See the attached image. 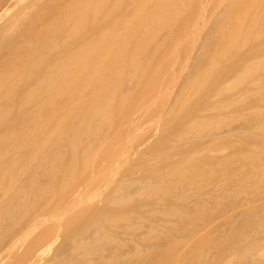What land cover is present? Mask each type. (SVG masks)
<instances>
[{
    "label": "bare ground",
    "instance_id": "obj_1",
    "mask_svg": "<svg viewBox=\"0 0 264 264\" xmlns=\"http://www.w3.org/2000/svg\"><path fill=\"white\" fill-rule=\"evenodd\" d=\"M21 1H24V3H20ZM107 1L109 0H10V3L9 0H0V264H110V262L114 264V262L116 263L118 260V264H120V262L123 264V261L124 264H129L130 262L134 264L138 262L139 264L141 262V257L143 258L141 259V263L147 261L145 264H178L183 259L181 258L178 262V255H180V257H191L194 255L193 252L195 251L192 252L193 255H189L191 254L190 252L188 255L187 253H180L182 248L179 246V241L181 239V241H183L182 237H184V235L185 237L188 235L187 239H191L190 241L196 239L189 237V232L194 230L186 227L192 226V221L195 222L199 220L195 218L192 219V221L190 220L194 214L195 217L197 216V208L194 206L197 204H193L196 208L194 210L195 213L193 212L194 214L188 211V214L185 212L184 216L183 211L186 210L178 208L176 204H174L175 206H168L170 202L174 203L170 199L169 202L168 198L172 199L176 197L177 194L175 192L177 190L173 191L176 189L174 185L178 186L182 177L185 178L184 175L182 176L183 170L181 169V172L178 170L180 168L179 163L185 158V156H182V153L186 151L181 152L180 148L177 146L180 152H178V154L176 153V151H178L176 146H174L176 149L172 147L176 145V138H172V136L175 137L172 133L175 132L174 129L176 130L178 122L185 119L182 113L183 110L181 109L182 105L180 106V100L182 99L180 95H184L183 93L186 85H188L190 79L202 64L201 58H203V54L210 49L219 33L218 36H222L221 33L225 32L227 28L230 29V31L231 29H234V31L236 30L233 35H239L240 33H237L238 31H241L243 35H248L251 32L254 34L256 31L260 32L262 28V25L260 28V24H262L260 21L264 13L260 14L259 12H263L264 8L262 5L264 1L259 0L262 1V3L260 2L257 4L256 1L258 2V0L255 2H253L254 0H250L251 2L247 0V3L244 0H238V2L237 0H181L182 2L184 1V6L181 5L182 8L185 10L188 8L187 11H183L180 5H176V0H163L165 1L163 4H160L162 0H160V3L158 0H156L157 2L154 0L143 2L144 0H141L144 4L141 3V1H139L140 3L136 2L138 0H119L118 4L116 2V5L111 4L110 6L108 5L110 1L108 4ZM114 1L116 0H113V2ZM239 1L241 2L240 4H248L249 1L250 7L246 6V11L250 12H246L245 15V11L238 12L239 9L243 7L239 4ZM178 2H180V0H178ZM7 3H9V5H5ZM138 3L142 5L137 6L139 5ZM10 4H15L18 7L14 5L13 8L16 9L13 10ZM149 5L151 8L155 9L156 13H154V10L152 12ZM258 5H260L262 9ZM6 6L8 8H6ZM251 7L255 8V10ZM247 8L251 9L247 10ZM257 8L258 14L260 15L255 18H258L260 21L258 22L259 26L256 25V30L254 24H257V20L255 18L256 21L253 19V15L257 13ZM10 9H12V11ZM168 9L170 11L167 15ZM110 10H112V12H110ZM146 10H150L152 13ZM180 10L186 14L183 12L179 13ZM241 10H243V8ZM123 11L127 12L123 13ZM128 11L130 13H128ZM251 11H253V20L248 19L249 16L251 19ZM174 12L175 14L173 15L172 13ZM254 12L256 13L254 14ZM125 13L128 14L129 18H125L127 16ZM157 13L160 16L158 18L160 20L159 22L156 21L158 20ZM170 13L171 15L169 17ZM205 13H208V15ZM235 13L236 15L238 13L243 14V16H241L242 14L237 15V18L240 16L238 18L240 20L235 18L236 15L233 17ZM109 14L111 16H109ZM130 14L133 15L132 19H130ZM172 15L173 19L171 18ZM175 15L181 16L177 18L176 20H179L174 23V19L176 18ZM107 16L109 21L111 19L110 22L107 21ZM202 16L207 17L206 20L209 17L208 20L211 22L210 24L208 23V30L205 31V33L204 30H206V26L204 27V25H206V21L202 22V30L204 28L202 33L204 34L201 38L199 37L202 40H197V44H200L199 47L197 49L193 48L196 44L192 47L193 50L197 52H193L195 55L192 54V58L190 56L188 57L192 63L190 62V67H186L182 82L178 84L176 89L172 88L170 91L167 88L165 89L168 79L167 76L171 75V71L169 74L168 67H160V71H158V69L156 71V74L159 72V75H153L154 77L158 76L156 77L157 79L154 78L155 82L151 81L153 85H149V82L145 84L142 74L147 68L146 63L148 60L150 61V59L146 60L145 57L149 53V49H151V53H149L151 55H147V58L149 56V58L153 59V57L156 56V60L155 57L153 59L155 60L154 62L160 63L157 59H162L160 58L162 55L159 57L156 54L159 52L161 54L162 51H166L167 49L168 51H175L174 57L177 60L180 59L177 56L181 57V54L185 52V38L187 36L191 37V35L194 36L195 31L193 30L199 26L196 23H198L199 19L200 21L205 20ZM113 17H115L117 22L112 20ZM133 17L136 20H133ZM202 18L204 20H202ZM233 18H235L237 22ZM241 18H243L242 22L245 23L241 22L242 24H237L238 21H241ZM52 19L54 20L51 21ZM125 19H128L129 23L124 21ZM95 20H97L98 24L101 23L103 28L99 29L101 24L99 26ZM105 20L107 22L103 23ZM145 20L147 21L145 22ZM248 20L249 23H252V21L255 22L252 23L253 25H249ZM94 21L97 26H93L95 29H91L92 22ZM118 21L119 24H116ZM122 21H124V24ZM141 21L145 23V25H143V23L140 25L139 22ZM246 21L248 24L247 26H252V28L249 27L251 30H247L251 31L249 33L245 32L248 28L245 26ZM111 22V26L115 23L113 26L116 27H114V30L113 26L111 27L113 32L116 33L119 31V33L113 34L110 28L108 29ZM107 23L109 26L105 27ZM120 23L125 26V30ZM134 23L138 25L135 26ZM243 24L246 29L242 26ZM117 25H120L119 30L117 29ZM236 25L243 27V29L241 27L236 28ZM120 27H122L123 30L121 32ZM138 27L144 31V35H141L142 31ZM97 28L99 32H97ZM142 28H146V30ZM254 28L256 31H252ZM127 29H132V31L130 30L129 33ZM137 32L142 37H140ZM162 33H164L163 36L160 35ZM226 33L229 32H225V34ZM238 35H236V37H238ZM122 36H125L123 37L124 39ZM159 37H162L163 40H161L163 42L164 39H167V42L165 41L163 44ZM138 38L140 42L137 43ZM147 38H149V41H146ZM141 41H146L144 43L142 42L146 45H142ZM159 41L160 44H158ZM199 41L201 42L198 43ZM233 41L235 42V40ZM233 41H231V43ZM148 43L151 45L149 46ZM154 45H157V47ZM141 46L143 47L142 49ZM152 48H155L153 52ZM144 50L147 53L146 55L145 53L143 54ZM177 50L180 51L177 52ZM129 51H131V53L138 52L132 56L133 53L130 54ZM127 52L128 55L130 54L131 56L127 55V57L125 55ZM176 52L181 54L179 55ZM138 54L141 57H139ZM137 57L141 59L136 61ZM145 60L146 63L143 64ZM153 60L148 62V66L153 65ZM187 62L188 60L185 62V66ZM140 67L142 69H140ZM110 68H112L111 72H109ZM123 68L126 70V73H128V71L131 73L126 75ZM128 69L132 70L130 71ZM166 74L167 76H165ZM114 78H119V80H115ZM126 79H128L129 82L127 81L128 83L125 82L127 85H125V83L123 85V81ZM130 83L131 87L129 86ZM164 89L167 96L164 95L163 99L160 97L163 96L160 95V93L162 90L161 94H164ZM156 98L161 101L163 100L162 103H160L161 101L159 100H155ZM150 99L155 100L153 102L157 101L158 105H155L157 103H152L154 107L150 105L151 103H148ZM177 99H180L179 102ZM164 100H166L165 103H163ZM177 108L182 110V115H180V112L177 113L180 111ZM171 111L173 113H171ZM169 112L171 115H167ZM174 114L178 115L175 119L173 117ZM154 115L155 119L161 117L162 120V116H164V119L166 118L163 120L164 122L168 121L167 119L171 116L173 120H178V122H176L177 124L172 122V124H174L173 126L168 124L171 128L176 127L173 128L172 133H169L170 135L167 136L166 139H168V141L163 138V133L165 135V133H167L165 129H168L170 126L167 125V127H162L163 130L159 127L162 124L166 125L167 122L160 123L159 125V118V121L156 120V124L159 125L160 131H163V133L160 134L159 128L155 130L157 126H153L155 127L153 129L151 126H149L150 128L147 127L151 120L155 121ZM156 115L158 117H156ZM180 116L181 120L179 119ZM177 117L179 118L177 119ZM170 119L168 121L169 123H171ZM186 119H188V117ZM154 121L151 123H155ZM182 121L180 122L181 125L184 123V121ZM171 128L168 129V132ZM145 130H148L147 134ZM153 130L159 132L157 133ZM229 131L230 130H221L218 128L216 130H209L199 137V141L214 142ZM151 132H155V134L153 135ZM170 138H172L173 141ZM168 142L171 145L168 144ZM165 145H170L167 147L170 148V151ZM164 148L167 149V152H174H171L173 155L169 156L170 153H165ZM159 152L168 155V158H165L162 153L161 155L164 157L159 156L157 158ZM175 153L177 155L181 154L179 158ZM173 156L175 159L177 157V164ZM158 159H161L160 162ZM156 163L160 164L157 165ZM174 164L175 166H173ZM176 165L179 166L177 167L178 170H176L177 174L175 173V176L177 178L181 176L178 179L172 175L173 172L171 173V171H168L170 167L169 170H172L173 167L176 169ZM177 171L181 175H178ZM166 173H168L167 176ZM170 174L172 175L171 177L169 176ZM134 177L137 178V180ZM173 178L177 179V181ZM151 179L159 180V187L158 184L154 187V182L155 184L157 182L154 180V182H152ZM168 180H173L172 182H175H170L171 185H169L167 184L169 183ZM150 181L153 184H151ZM165 181H167V183H165ZM147 184H149L148 186L150 187H148V191H146ZM150 184L157 191L153 190ZM129 188H136V190L141 189L140 192L144 188V194H139L138 191V196H136L138 198L133 197V195H137V191H135V194L133 193V189V195H131V189ZM178 188L179 187H177V189ZM171 189L172 191H170ZM91 190H93L94 193H98L94 194ZM165 191H168L170 196ZM126 192L130 194L127 195ZM149 192L153 194L156 193V196L157 193L159 195L164 193L162 196H167L165 198L161 196V198L158 197L159 200L156 198L157 201L156 199L152 201L150 198L155 196L152 194V197L150 195L149 198ZM145 193H147L148 196H146ZM88 194L99 196L97 200H94L91 199V197L89 198ZM125 194L129 199L133 198L130 199V201H126L125 199L128 198H123V196H126ZM139 195L140 197L144 195L143 199H140ZM94 198L96 199V197ZM146 198L152 201L153 205L156 204V206H158H153L152 208V204L148 203L150 201ZM162 198L163 200H168V202L164 200L167 209L162 207L165 209V212H169H166L169 215H167V217L163 214L165 212H162L164 211L162 208L159 209L162 215H160V211L156 210L162 205V203H159L163 201L161 200ZM91 200H93V202ZM133 200H136L138 203L136 204L135 202L134 206L138 205V209L146 212L145 214L149 217L150 215H158V217H154L157 220L154 219L153 222V216H151L150 219L147 217L148 220L144 219L146 215L143 212L144 215H141L140 211L136 210L137 206L133 208ZM123 201L126 202L124 205L130 202L128 203L129 207H122ZM140 202L144 206L141 205L143 209L140 207ZM145 203L147 205H145ZM131 206L132 208H130ZM148 206L151 208L149 209ZM127 207L130 211L133 209V212L136 208L134 213L136 215L139 214L137 216L132 215V218L137 217L138 219L136 218L137 220H134L138 222L132 221L133 219L130 216L131 212ZM123 208H125V210L127 208L126 211L130 212V214L127 212L128 217L130 216L129 219H127L126 211ZM170 209H172V211H170ZM120 210H124V214ZM147 210H151V212L154 211V213L150 214ZM178 211L179 214L177 213ZM199 211L200 210L197 212L198 218L200 215ZM46 214H48V218H45L47 217ZM175 214L184 218L186 217L185 215H187V218L189 216L188 219H183L190 220L188 223L191 224L186 226L188 225L187 221L185 222L182 220V217ZM177 217L184 223L179 222L180 219L178 218L179 220H177ZM158 218H164L162 220L163 222H155L159 220ZM169 218L171 220H169ZM173 219L174 221H172ZM142 220L145 221L144 224ZM200 220L202 221V218ZM139 222L142 223L143 232L145 234L146 232L154 234L157 227L158 229L160 228L159 231L163 229L161 231L162 233L158 230L156 231L161 235L156 233L154 236H163L164 239L161 240L157 238L156 240L152 235L149 236L143 233L144 236ZM169 222L174 223L173 225L171 223L169 225ZM194 222L193 224L196 225ZM135 223H139L138 225L141 228V232H139L140 228L136 227ZM145 223H147V227H149L148 224H150L151 229L144 228ZM151 223L155 224V226L153 224L151 225ZM132 224H134V226ZM156 224H162L163 227L161 225V227H156ZM181 224L183 226L185 225V227L183 228ZM152 226H154V229ZM165 226L168 231H166ZM169 226H171V230L168 229ZM122 228L129 233L130 237H133H129L128 239L129 241L131 240V244L134 242V245L132 244L133 246L138 242L135 246V252H132V245L127 249V244L125 245V243H127L128 240H124L125 242L122 241V238L127 239L128 237L124 235L128 233L119 235L120 231H124ZM134 228L135 230L133 231L135 233L131 231ZM116 229H118L119 232ZM185 229H189L190 231H184ZM169 230L172 234L169 233ZM174 231L178 236L176 234V237L174 236ZM178 231L182 233L180 232L179 235L177 233ZM113 232L116 233L114 234ZM137 232L142 234V236H134ZM116 235H124L125 237L122 236L120 239V237L117 238ZM191 235L195 237L196 234L192 232ZM143 236L146 237L147 240L143 238ZM177 237L179 238L178 240ZM138 238L141 239L142 242ZM144 239L145 241H152L151 239H155V243L160 241L159 244L161 245L158 243H154L155 245L150 244L152 247H147L149 249L143 252L140 243H143ZM161 241H165V244ZM122 242H124L125 246L121 244ZM117 244H121V247L126 250L130 248V253L125 249L123 250L124 252L122 251V254L125 253L124 255L126 258H123L125 260L121 259L125 256H123L120 251L119 256L121 258L113 254L118 252L120 248V245L118 247ZM108 246H113L111 248L115 249V252ZM178 246L180 248H178ZM107 248H109L108 252H110V250L112 251L110 254L105 253ZM122 248L119 250H122ZM198 249L196 252H200V249ZM45 251L51 254L49 253L50 255L46 257V254H44ZM126 252L129 255L131 253H133V255L136 253L133 257L138 256L137 258L139 259L133 258L132 254L127 256ZM196 252L195 256L198 255ZM129 257H131V260H129ZM144 258H148L150 262H148V259ZM111 259H116V261H111ZM132 259L133 261H137L133 262ZM126 260L127 263L125 262Z\"/></svg>",
    "mask_w": 264,
    "mask_h": 264
},
{
    "label": "rangeland",
    "instance_id": "obj_2",
    "mask_svg": "<svg viewBox=\"0 0 264 264\" xmlns=\"http://www.w3.org/2000/svg\"><path fill=\"white\" fill-rule=\"evenodd\" d=\"M12 1H14V0H12ZM109 1H107V4L109 2V4H108L109 6L111 4L116 5V2H117V4L119 2V0L114 1L115 3L113 2V0H109ZM139 1H141V0H138L136 2H139ZM142 1H141V3H143V2H145L147 0H144L143 2ZM154 1H156V0H154ZM184 1L182 2L180 0V2H178V0H176L175 4L178 5V6L179 5L181 6V5H183ZM244 1H246V3H247V0H244ZM249 1H248V4H245V3L240 4L241 2L239 1V4L243 6L242 7L243 10H241L242 8H240L238 12L245 11V13L243 12L244 15L246 14V12L247 13L250 12V11H246V6L250 7L249 4H250L251 1L250 2ZM255 1L256 0H254L253 2H255ZM262 1H264V0H262ZM262 1L258 0V2L256 1V3L257 4H259L260 2L262 3ZM9 2H10V0H9ZM22 2L24 3V1H21L20 3H22ZM136 2H134V3H136ZM158 2L160 3L161 1L158 0ZM164 2L165 1L162 0V3H160V4H163ZM237 2H238V0H237ZM178 3H182V4H178ZM2 4H4V3H2ZM244 4H245V8H244ZM5 5H9V3H7ZM14 5H11L12 6L11 8H13ZM140 5H142V4H139L137 6H140ZM151 5H152V1H151ZM158 5H156V6H158ZM16 6L17 5H15V7ZM173 6H175V5H173ZM258 6H260V5H258ZM19 7H20V5H19ZM153 7L155 8L154 5H153ZM262 7L264 8V2H263ZM6 8H8V7L6 6ZM150 8H151V6H150ZM181 8H182V6H181ZM251 8L253 10H255V8H253V7H251ZM251 8H247V10H249ZM258 8L256 9L257 13L254 12V14L256 13L255 14L256 16L253 15V11H251L252 12L251 13V19L249 18L250 17L249 16L248 17L249 20H253L255 17H257L261 13L262 14L264 13V9H263V12L260 11L259 12L260 14H258ZM260 8H261V6H260ZM2 9H3V7H2ZM14 9H16V8H13V10ZM148 9H149V7H148ZM151 9H152V12L154 10V13H156L155 9H153V8H151ZM187 9L186 10L183 9V11L184 10L187 11ZM10 10L12 11V9H10ZM126 10H128V9H126ZM156 10H159V9H156ZM146 11H148V10H146ZM169 11L170 10L168 9L167 15H168ZM183 11L180 10L179 13L183 12ZM110 12H112V10H110ZM124 12H127V11H123V13ZM148 12L152 13L150 10ZM175 12H176V10H175ZM175 12L172 13V14L174 15ZM128 13H130V12L128 11ZM179 13H177V14H179ZM183 13L186 14L185 12H183ZM110 14H109V16L112 15V14L111 15ZM126 14L127 13H125V15ZM205 14L208 15V13H205ZM239 14H242V13H238L237 15H239ZM130 15H131L130 19H132L133 15L132 14H130ZM170 15H171V13L169 14V17H170ZM173 15L171 16V18L173 17ZM235 15H236V13L234 14L233 17H235ZM237 15H236L235 18H237ZM247 15H249V14H247ZM154 16H155V14H154ZM157 16H158L157 17V19H158L160 16H159V14ZM175 16H176V18H175ZM175 16H174V18H175L174 19V23L179 20V19L178 20H176V19L179 18L181 15H179V16L175 15ZM241 16H243V14ZM127 17H128V14H127V16L125 18H127ZM252 17H253V19H252ZM91 18H92V16H91ZM107 18H108V16L106 17V19ZM181 18H180V20H181ZM203 18H202V20H204V21H200V19H199L200 22L198 21V23H196L199 26L196 27L195 30H193V31H195L194 32L195 33L194 36L191 35V37L187 36L185 38V42H184L185 52L183 54H181V53H177V52L180 51V50H177L176 53L179 54V55L181 54V57H182L181 58L180 56H177L178 58H180L178 60L174 57L175 56L174 55L175 51H170V50L168 51V49H167L166 51H162V53L164 52L163 54L162 53L160 54V52L156 54L159 57L162 55V57H160L162 59H159V60L157 59V61H160V63L159 62H154L157 57L154 56L155 60H153L154 57H153V59L149 58V56L151 55V54H149V53H151V49H149L148 44H149V46L151 44L150 43L147 44V47H148V49L150 51L148 50L149 53L147 54L145 52V50H144L143 54L145 53V55L146 54L149 55L148 58H147V55L145 56L146 60L147 59H150V61L153 60V62H152L153 65H151V63H150L151 66H148V62H150L149 60H148L147 63H146V60H145V62L143 61L144 62L143 64L146 63V66H147V68H146V70L144 72L145 74L143 73V71H142L143 74L141 73L143 75L142 78L144 79L145 84H147L149 82V85H151V84L153 85V83H151V81L155 82L154 78L158 77V76H156V77L153 76L154 74L157 75L159 73L158 72L156 74L157 69H158V71H160L159 70L160 67H168L169 68L168 72L170 74V71H171V75L170 76H167V74L165 75V76L168 77L165 89L167 88V89H169V91L172 90V88L176 89L178 84H180V82H182V78H183V76H184V74L186 72V67H190L189 66V65H191L190 62L192 63V61L189 60L188 57L190 56L192 58V54L195 55V53H193V52H197V51L193 50V48L197 49L199 47V45H200V44L199 45L197 44V40L200 39L201 36L205 33V31L208 30L207 26H209L211 21L208 20L209 17H208L207 20H206L207 17H203ZM235 18H233V19H235ZM238 18H237V20H240ZM243 18H241V21H238L237 24L241 23ZM114 19H115V17H113L112 20L117 22V20L116 19L114 20ZM53 20L54 19H52L51 21H53ZM133 20H136V19L134 18ZM133 20H131V21H133ZM141 20L144 21L143 19H141ZM237 20L235 19L236 22H237ZM249 20H248V23H249ZM256 20H257V24H254V26L256 27V30H257V26H259L258 22L260 20H258V18ZM95 21L97 22V20H95ZM95 21L92 22L93 24L90 22L92 24V25L90 24L92 26V28L90 27L91 29L94 28L93 26H95V27L97 26L98 22H97V24H95ZM107 21L110 22L111 19H110V21L107 19ZM107 21L105 20L103 23H105ZM124 21L128 22V19H125ZM124 21H122V23ZM142 21L139 22L140 25H142V23H143ZM146 21L147 20H145V22ZM156 21L159 22L160 20L158 19ZM126 22H125V24H126ZM135 22H137V21H135ZM202 22H205V24H206V25H204V27L206 26V28H205L206 30H204V28H203L204 33H202L203 32V30H202L203 23ZM254 22L252 21V23H254ZM260 22L262 23V24H260V28H261V25H262V28L260 30V28L258 27L260 32L259 31L257 32L255 30V28H254V30L252 29V31H256L254 34L251 31H247V30H251V29H249V27L252 28V26H247L248 25L247 21H246V25H245V26L248 27L247 29L245 28L244 24L242 25L244 27V29H246V31L245 30L244 31L248 32V33L251 32L252 36H251V33L248 34V35H243V33H241V31H238L237 33H240V34L239 35L236 34V35H238V37H236V35H233V34H235L236 30L234 31V29H231V31H230V29H228V28H227V30L225 29L226 30L225 32H229V33L225 34V32H222L221 33L222 36H220V37L218 36L220 33L217 35V38H216L215 42L213 43V45L211 44L212 46L210 47V49L203 54V58H201L202 64L200 65L198 70L194 73V76L190 79L188 85H186V88H185L184 93H183L184 95H182V96L180 95V97L182 98L181 100L179 99L181 101L180 106L182 105L181 109L183 111L180 108H177V109L180 110V111L177 110L178 111L177 113L180 112V115H182L181 114V111H182L183 116L185 118V119L182 118V119H184L183 120L184 121L183 125L180 124V122L182 121L181 120V116H180V118L177 117V119L179 118L181 120V121L179 120L180 122H178L177 119H176L177 121L173 120V118H171L172 117L171 116L170 117L171 119L169 118L171 120V123H169L168 122L169 119H167L168 121H165V122L163 121V120L166 119V118L164 119V116H162L163 117V120H162L161 117H158L156 115V117L159 118V120H160L159 121L158 118L155 119V115H154L155 121L151 120L149 122L148 126H147L148 128H150L149 126H151L152 129L155 128L153 126H157L155 128V130H157V128H159V127H161V130H163V128L165 126L167 127L168 124H171V126H173L174 124H177L176 122H178L177 128L176 127H172L171 128V126L168 125V126H170L168 129L171 128V130L169 132H168V129H165L168 134L165 133V135H164L163 131L162 132L160 131V128L158 129L160 132L159 131H155V130H153V131H155L157 133L159 132V134L163 133V138H165V140L168 141V139H166L167 136L172 133V129L173 128H176V130L174 129L175 132L172 133V135H174L175 137H173L171 135L172 138H176L175 139L176 143L174 142L176 145H173L172 147L176 146V148L178 150V151H176V153L179 152L178 147L180 148L181 152L186 151V152L182 153V156H185V158H183L182 160L179 159V160H181V162L179 161L180 162L179 163L180 166L176 165V169H175V167H173L172 170H169L171 167L168 169V171H171V173L173 172L172 175H174V177H176L175 173H176V170H178L177 167L179 166L180 168H179L178 171L181 172L183 170L182 176L184 175V177H185V178L182 177V180L180 179L181 181L179 180L180 182H179L178 186L173 184L174 187L176 188L173 191L177 190V191H175L177 194H176V197H173L172 199L167 197L168 200L170 199L172 202H174V203H171L170 200H169L170 203H169L168 206H175L174 204H176L178 206V208L186 210V211H183V216H184L185 212L188 214V211H190L191 214L193 212L195 213L194 210L196 208H197V212H198V210H200L199 211L200 212L199 213L200 214L199 218H198V213L197 212H196V214H197L196 217H195L194 213H193L194 214L193 217L190 214V216L192 217V218L190 217L191 221L194 218L195 219H199V220H197L195 222L192 221L191 222L192 226H189L191 223L189 224L188 221H190V220H184V219H188L189 216H188V218H187V215H185L186 216L185 218L182 217V216H179L178 215L179 211L177 212L178 214H175V215H177L179 217H182V220H184L185 222L187 221L188 225H186V226H189V227H186V228L194 230V231H191V232H189L190 231L189 229H185L184 230V231H186V230L188 231L189 230L188 231L189 234H190L189 237H192L193 239L196 238V239H194V241L193 240L190 241L191 239H189V238L187 239L188 235H186V237L184 235L185 238L182 237L183 241H181L182 239L179 241L180 242L179 246H181V248H182V251H180V253H187V255H188L189 252H190L191 254H189V255H193L192 252L193 251L196 252V250L198 248L200 249V252L199 251H198L199 253L196 252L198 254V255L196 254L197 256H195V252H193L194 255L191 256V257H187L185 254H182V255L183 256L185 255L186 257H182V256L180 257V255H178V253H177L178 256L177 255L176 256L179 257L178 258L179 259L178 262L181 260V258H183L182 261H180L181 264H264V16L262 17ZM122 23H120V24H121V26H123V29L125 30V28H124L125 26L122 25ZM242 23H245V22H242ZM252 23H249V25H253ZM46 24H48V23H46ZM49 24H50V21H49ZM100 24H98V25L100 26ZM111 24H112V22L110 23V26H109L108 23H107L106 24L107 26H105V27L109 26L108 29L110 28V30H111V32L113 34L119 33L118 30H119V26L120 25L119 26L117 25L118 26V28H117L118 30L115 29L118 32L115 31L116 33H114L113 30H114L115 26H113V25L115 23L112 25L113 26V30L111 29V27H112ZM116 24H119V21ZM134 25H135V23H134ZM136 25H138V24H136ZM140 25H139V27H140ZM143 25H145V23H143ZM237 27L240 28L241 26L236 25V28ZM243 27H241V28L243 29ZM100 28H103L102 24H101V27H99V29ZM120 28H121L120 32L123 31L122 27H120ZM99 29L97 30V32H99ZM130 30L132 31V29L128 30L129 33H130ZM143 30H146V28L143 29ZM238 30H241V29H238ZM128 31H125V32H128ZM141 31H139V32H141ZM142 32H143V34H142ZM142 32H141V35H144V31H142ZM137 34H139V33L137 32ZM124 35H127V34H124ZM141 35H140V37H142ZM160 35L163 36L164 33H162ZM123 37H125V36H122V38ZM136 37H137V35H136ZM139 38H138L137 43L140 42ZM159 38H157V39H159ZM148 39L149 38H147L146 41H149ZM161 39H162V37L160 38V41L163 40V39L162 40ZM166 40L164 39V42ZM200 40H202V39H200ZM233 40H235V42ZM146 41H144V42H146ZM160 41H159L158 44H160ZM231 41H233L232 42L233 45H232ZM142 42L143 41H141V43ZM164 42H163V44H164ZM200 42L201 41H199L198 43H200ZM141 43H139V44H141ZM143 43H142V45H144ZM155 44H157V43H155ZM194 44H196V45L194 46ZM154 46L157 47V45H154ZM152 47H153V45H152ZM142 48L143 47L141 46V49ZM152 49H153L152 50V52H153L155 48H152ZM158 51H160V50H158ZM129 52H130V54L133 53V52L131 53V51H129ZM137 52L133 53L132 56H134V54H136ZM130 54L128 55V52H127L125 55L126 56L127 55L131 56ZM125 55H124V57H125ZM139 57H141V56L139 55ZM139 57H137L136 61L141 59V58L138 59ZM132 58L136 59L135 57H132ZM202 59H203V61H202ZM185 60L186 61L188 60V62H187L188 64L186 63V66H185V62H186ZM118 65H117V67H118ZM141 67H142V64H141ZM141 67H140V69H142ZM112 68H110L109 72H111ZM128 68H130V67H128ZM128 70H130V69H128ZM143 70H144V68H143ZM124 72H125L126 75L131 73L129 71H128V73H126V70ZM139 74H140V72H139ZM165 76H164V78L166 79ZM114 79L115 80H119V78H114ZM127 81L129 82L128 79L123 81V85H124L125 82L128 83ZM164 81H166V80H164ZM126 83H125V85H127ZM129 86L131 87V83H130ZM126 87H128V86H126ZM165 89H164V91H165ZM126 90H128V89H126ZM167 92H168V90H167ZM161 93H162V90H161ZM161 93H160V95H163V96H160V97L163 98L164 95L167 96L166 91H165L164 94H161ZM155 100L158 101L159 99L156 98ZM155 100L150 99L148 103H151L150 105H152V106L154 105L152 103H157V104H155L157 106L158 102L157 101L153 102ZM179 100H178V102H179ZM150 101H152V102H150ZM159 101H161V100H159ZM162 101L160 103H162ZM165 101L166 100H164L163 103H165ZM160 103H159V105H160ZM177 106L180 107L179 105H177ZM174 107H175V104H174ZM173 110H176V109H173ZM172 111H171V113H173ZM171 113L169 112L167 115H169V114L171 115ZM174 115H173V117L175 119L176 116H178V115H175V116ZM187 117H188V119H186ZM156 120L159 121V125H160V123H166V122L167 123H166V125L162 124L163 126L162 125L159 126V125L156 124V122H157ZM153 121L155 123H151ZM172 122L174 124H172ZM217 128L221 129V130H230V131L227 134H224V135L220 136L214 142H200L199 141V137L202 136L205 132H207L209 130H216ZM147 132H148V130L146 131V134H147ZM155 132H151V133H153V135H154ZM149 134H150V132H149ZM172 138H170V139L173 141ZM168 144H170V143L168 142ZM166 145H165V147L167 148L171 144L168 145V146H166ZM167 149L169 150L170 148H167ZM167 149H165V153L167 152ZM171 150H172V148H171ZM169 151L167 152V153H170L169 156L173 155V154H171L172 151L171 152H169ZM161 153L164 155L163 152H161ZM161 153L159 152V155L157 156V158L159 156L160 157L162 156ZM172 153H174V152H172ZM176 153H175V155H177ZM180 155H177V157L179 158ZM164 156H165V158L166 157L168 158V155H164ZM164 156H162V157H164ZM151 157H153V156H151ZM177 157H176V159H177ZM173 158H174V156H173ZM169 159H172V158H169ZM176 159H175V163L177 162ZM160 160L158 159L159 162H160ZM165 160H167V159H165ZM156 164L158 165L160 163H156ZM173 166H175V164ZM179 172H178V175L180 174ZM167 174L168 173H166V176H167ZM172 175L170 174L169 176L171 177ZM166 176H165V178H166ZM170 177L169 178L167 177V178L171 179ZM180 177H178V178H180ZM135 179L137 180V178H135ZM173 179H175V178H173ZM177 179H175V181H177ZM153 180H152V182L156 181L157 183L155 184V182H154V184H153L151 181H150V183L153 184L154 187H155V185L158 184V187H159V183H160V182L158 183L159 180L158 181H157V179L154 180V181ZM161 181H162V179H161ZM172 181L170 180L169 183H167V181H165V183L171 185L170 182H172ZM174 182H172V183H174ZM181 182H183V183H181ZM180 183H181V185H180ZM144 184H145V182H144ZM148 185L149 184L146 185L147 188L144 187V188H146V191H148V187H149ZM176 186L179 187V188L177 189ZM131 187H134V186H131ZM151 187H152L153 190H155L152 185H151ZM169 187H166V188H169ZM136 188H133L134 189L133 193H135V191H137L136 192L137 195H133V193H132L133 189L129 188V189H131L130 193H132L131 195H133V197L138 196V191H139V194L140 193L144 194V190H145L144 188H143L144 190L142 189L141 192H140L141 189L140 190L139 189L136 190ZM153 190H151V191H153ZM98 191H100V190H98ZM155 191H157V190H155ZM158 191H159V189H158ZM168 191L167 192L165 191V192L168 193ZM170 191H172V189ZM91 192H93V190H91ZM175 192H174V194H175ZM96 193H98V192H95L94 194H96ZM126 193H127V195L130 194V193L128 194V192H126ZM145 194H146V196L149 195L148 197L150 198V195L152 197L153 193L149 192L148 195H147V193H145ZM155 194L156 193L153 194V196H155V197L150 198V200L152 199V201H153V199H154V201H155L156 198H158V197L161 198V196L164 193L161 194V195H159L157 193V196ZM88 195H89L88 196L89 198L91 197V199H94V200H97V198L99 196V195L98 196H96V195L93 196V194L92 195L88 194ZM126 196H123V198L124 197L128 198V199H125L126 201H128V200L130 201V199L133 198L131 196L132 198L129 199V197L128 196L126 197ZM143 196L144 195H142V197H140V195H139L140 199H143ZM166 196H162V197L165 198ZM169 196H170V194H169ZM171 196H172V194H171ZM94 197H96V199ZM86 198H87V196H86ZM121 198H120V200H121ZM136 198H138V197H136ZM147 200H149V199H147ZM158 200H159V198H158ZM161 200H163V198ZM164 200L166 201L167 199H164ZM164 200L162 202H159V203H162V205L159 204L160 205L159 208L156 209V210L160 211L159 212L160 215H162V214H161V210H159V209H161L162 207L167 209V206L165 205V201ZM168 200H167V202H168ZM91 201L93 202V200H91ZM144 201H146V200H144ZM152 201H150V202L146 201V202L152 204L153 203ZM156 201H157V199H156ZM135 202H136V200L135 201L133 200V203L131 202L133 204L132 206H133V208L137 206L136 207L137 209L136 208L135 209L139 210L138 209V207H139L138 205L134 206ZM122 203H123L122 207H124V206H128V203H130V202H127L126 205H124L126 202L123 201ZM122 203H120V204H122ZM194 203L197 204V205H194V206H196V208L193 206ZM136 204H138V203L136 202ZM141 205H142V203L140 202V207H141ZM145 205H147V204L145 203ZM132 206L130 208H132ZM153 206H156V204L155 205L152 204V208H153ZM156 207H154V208H156ZM121 208H119V209H121ZM127 208H126V210H127ZM148 208H149V206H148ZM123 209L125 210V208H123ZM135 209H134V212H135ZM165 209H163L164 211H162V212H165ZM181 209H179V210L182 211ZM124 210H120V211L123 213ZM128 210L130 211L129 208H128ZM129 211L125 212L126 215H127V216L125 215L127 217V219H129L130 216L132 218L133 216H137L139 214L138 213L136 215L133 212V209L130 211L131 214H130ZM139 211H137V212H139ZM148 211L150 212V214L154 213V211L151 212V210H147V212ZM168 211H169V209H168ZM170 211H172V209H170ZM173 211H175V210H173ZM127 212H129V214H130L129 217H128ZM142 212H143V210L140 211L141 215L143 213L144 214L146 213V212H143V213ZM166 212L163 213L165 215V217H167V215H168L167 213H169V212H167V213ZM156 214H158V213H156ZM46 215H47V217H45V218H48V214H46ZM151 216H153V215H150V217ZM156 216L158 217V215H156ZM156 216H153V222H154V219L156 218ZM173 216H174V213H173ZM147 217H149V216L146 215L144 219H147ZM150 217H149V219H150ZM170 217H172V216H170ZM179 217H177L176 219L179 220L180 219ZM136 218L137 217L132 218L133 219L132 221L134 222L135 221L134 219H136ZM201 218H202V221L200 220ZM163 219H159L161 221L158 220V221H155V222H158V223L163 222L162 221ZM155 220H157V219H155ZM169 220H171V219L169 218ZM182 220L180 219L179 222L184 223V222H182ZM132 221H130V222H132ZM142 221H140V222H142ZM172 221H174V219ZM135 222H138V221H135ZM144 222L145 221H143L142 223L144 224ZM167 222H166V225H167ZM176 222H178V221H176ZM176 222H175V225H176ZM193 222L196 223V225H194ZM139 223H137V224L135 223L136 227H139V225H138ZM142 223H140L141 227H142ZM170 223L171 222H169L168 224L170 225ZM173 223H171V224L173 225ZM152 224L153 223H151V225ZM162 224H159V225L156 224V227L157 226L161 227ZM132 225L134 226V224H132ZM146 225H147V223H145V226ZM148 225H149V227H147V226L145 227L144 225L143 226H144V228L151 229L150 224H148ZM153 225L155 226V224H153ZM163 225H165V224H163ZM154 226H152V228ZM170 227L171 226H169L168 229L171 230ZM184 227H185V225L183 226V228ZM191 227H193V228H191ZM135 228L132 229L131 231L134 232L133 230H135ZM118 229H119V227H118ZM118 229H116V230H118ZM159 229L157 227L158 231H159ZM165 229H166V226H165ZM7 230H8V228H7ZM170 230H169V233H170ZM143 231H144V229L142 227V234L144 233ZM156 231H155L154 234L158 233V235H161L159 233L161 231H159V232H156ZM166 231H168V230L166 229ZM181 231H183V230H181ZM118 232H119V230H118ZM118 232H117V234H118ZM120 232H119V235L124 234V233H128L125 230L124 231H120ZM139 232H141V228H140ZM139 232H137L134 236H136V237L138 235L142 236V234H140ZM149 232H150V230H149ZM180 232L178 231L177 233L179 234ZM192 232H194V234H196L195 237H194V235L193 236L191 235ZM146 234L149 235V236L152 235V237L156 238V240H157V238H159L161 240L164 239L163 236L159 237V236L156 235L157 236L156 237V236H154V234H150L148 232H146ZM170 234H172V232ZM173 234L176 237L177 234L175 233V231H174ZM119 235L118 236L116 235V236H117V238L120 237V239L124 235H126V237L128 236L127 239L122 238V241H124V240L126 241L130 237L129 233L128 234H124L122 236H119ZM144 236H143V238L146 239V237H144ZM139 238H141V237H139ZM141 239H139V240L142 242ZM145 239L143 240V243H140V247H141V249H143L142 250L143 252L145 250L149 249L147 247H152V245H150V244H154L155 243V239H151L152 241H145ZM178 239L179 238L177 237V240ZM124 242H122L121 244H123V246H125L127 244L126 245L127 249H128L129 246H131L134 243L133 242L131 244V240L130 241L128 240L129 243L127 242L124 245ZM159 242H156L155 244H157V243L159 244ZM161 242H163L165 244V241H161ZM137 243H136V245H137ZM121 244H119L120 245L119 249L122 248ZM119 245H118V247H119ZM133 245L131 246L133 251H132V249H131V251L135 252V250H136L135 246L136 245L135 246H133ZM159 245H161V244H159ZM200 245H202L203 248ZM54 246H55V244H54ZM113 246H108V247H110V249L114 251L115 249L111 248ZM179 246H178V248H180ZM108 249L109 248H107V251L105 253H109L110 254V252H112V251L110 250V252H108ZM119 249H118V252H116L118 254H116V253H113V254L119 256L120 255L119 251L122 254V251L125 248H122V250H119ZM170 249H172V248H170ZM179 250H178V252H179ZM47 251H49V250H47ZM47 251L44 252V254H46V257H47V255L51 254L50 252H49L50 254L47 253ZM126 251L128 253H130V248H129V250H126ZM51 252H52V250H51ZM127 252H126L127 256H130L132 254V257H133L136 254V253H134V255H133V253H131L129 255V254H127ZM105 253H104V255H105ZM124 254H122V255L125 256ZM137 257L138 256L133 257V258L136 259ZM123 258H126V256L121 258L122 260H125ZM130 258L131 257H129V260H131ZM138 259L139 258H137V260ZM141 259H143V258L141 257ZM141 259H140V261L142 262ZM144 259H148V258H144ZM137 260H135V261H137ZM111 261H116V259L115 260L111 259ZM118 261H116V263ZM132 261H133V259H132ZM135 261H133V262H135ZM125 262L127 263V260ZM141 262L139 264H145V262H147V261L144 262V260H143L144 263H141ZM148 262H150V260ZM111 263L113 264V262H110V264ZM116 263L114 262V264H116ZM122 263L124 264V261ZM131 263L132 262H130L129 264H131ZM180 263H178V264H180ZM120 264H121V262H120ZM132 264H134V263H132ZM137 264H138V262H137Z\"/></svg>",
    "mask_w": 264,
    "mask_h": 264
}]
</instances>
